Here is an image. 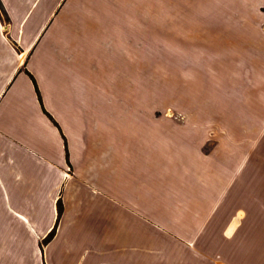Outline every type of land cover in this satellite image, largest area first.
I'll list each match as a JSON object with an SVG mask.
<instances>
[{
    "label": "crops",
    "instance_id": "crops-1",
    "mask_svg": "<svg viewBox=\"0 0 264 264\" xmlns=\"http://www.w3.org/2000/svg\"><path fill=\"white\" fill-rule=\"evenodd\" d=\"M87 1L0 0V264H178L182 250L184 264H212L214 249L220 264H261L264 232L247 230L244 199L227 195L241 163L196 146L166 151L180 132L134 122L128 25L101 26ZM204 8L205 20H245L228 22L224 38L264 73V0ZM212 161L227 176L200 171ZM59 200L58 232L41 248Z\"/></svg>",
    "mask_w": 264,
    "mask_h": 264
},
{
    "label": "rangeland",
    "instance_id": "rangeland-1",
    "mask_svg": "<svg viewBox=\"0 0 264 264\" xmlns=\"http://www.w3.org/2000/svg\"><path fill=\"white\" fill-rule=\"evenodd\" d=\"M92 2L94 4L88 1L85 4H90V14L94 20H100L101 26H108L110 20L117 21L116 27L128 25L125 41L127 67L132 76L134 122L136 117H140L149 128H163L166 135L180 132L181 136L177 137L180 144L174 145L173 137H165L166 151L177 150L180 145L184 150L194 151L196 146L201 156L212 152L215 153L214 158L225 155L229 158L227 164H234L238 159L241 165L228 178L227 195L244 199V204L239 207L247 211L245 228L252 229L253 224H259L262 234L264 73L252 72L251 67L243 65L241 41L224 38L228 36V22L245 20H205L204 0ZM0 8L3 11L1 4ZM2 13L4 11H0V16ZM232 48L234 52L237 48L238 53L232 52ZM115 56L114 53L110 56L114 63L117 62ZM187 133H191L190 136L183 135ZM184 140L186 144L182 143ZM208 170L227 174L225 168H216L214 161L200 164L201 172ZM59 206L62 209L60 216ZM56 207L57 215L46 238L50 234L53 236L42 240L41 248L49 244L58 232L63 214L61 200ZM170 215L171 212H166V221H169ZM190 226L186 227L181 222L180 229L186 233ZM172 239L170 236L163 237V240ZM253 244L256 245L250 241L248 248L243 250L247 257L254 251ZM184 247L190 251L187 242ZM185 252L181 251V264L190 262L191 258ZM202 253L210 254V250ZM219 255L220 250L214 249L212 264H220L217 262ZM260 256L264 258L263 240ZM261 264H264V259Z\"/></svg>",
    "mask_w": 264,
    "mask_h": 264
},
{
    "label": "trees",
    "instance_id": "trees-1",
    "mask_svg": "<svg viewBox=\"0 0 264 264\" xmlns=\"http://www.w3.org/2000/svg\"><path fill=\"white\" fill-rule=\"evenodd\" d=\"M0 11L1 12H3L2 10H1V8H0ZM61 212H62V209H61V207L59 206V216L61 215ZM53 236V234H50L47 238H46V240H48L50 237H52Z\"/></svg>",
    "mask_w": 264,
    "mask_h": 264
}]
</instances>
